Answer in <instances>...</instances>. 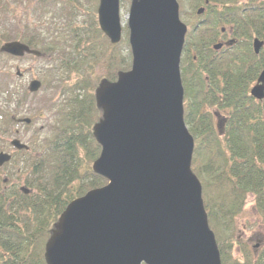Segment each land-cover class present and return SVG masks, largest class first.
Returning <instances> with one entry per match:
<instances>
[{
	"label": "trees",
	"instance_id": "obj_1",
	"mask_svg": "<svg viewBox=\"0 0 264 264\" xmlns=\"http://www.w3.org/2000/svg\"><path fill=\"white\" fill-rule=\"evenodd\" d=\"M121 1L128 4L129 0ZM177 1L180 18L190 20L188 11L198 18L189 21L180 60L183 118L194 140L191 169L201 183L221 263L264 264V245L255 253L236 232V217L247 195L255 193L259 200L264 184L263 169L255 162L258 152L264 150V99L257 101L249 95V87L264 69V0ZM6 3L9 5L8 0ZM96 3L98 0L92 5L94 11ZM200 6L204 11L198 15ZM6 8L9 10V6ZM44 10L42 15L48 11ZM64 27L66 37L61 39L46 32L45 37H38L45 29L39 23L19 35L32 47L44 42L40 56L16 58L0 52V94L6 96V105H0V135L15 122L13 114L21 113L19 92L11 90L17 76L2 71L11 60L43 59L39 66L45 79L58 80L60 95H69L63 105L55 107L58 111L53 127L48 129L50 134L44 142L32 143L37 153L14 150L10 163L3 165L15 163L18 152L28 155L23 168L29 169L23 182L28 193L9 179L3 182L0 178V264H45V242L68 202L107 182L91 169L100 152L91 128L101 116L94 97L100 79L94 75L93 63L106 61L108 80H115L119 70L129 69L127 35L116 44L110 43L95 15L86 29L71 24ZM221 27H230L235 41L215 51L210 45ZM255 37L263 41L257 54L252 48ZM47 53L56 55L47 60ZM65 74L75 78L66 79ZM53 104L48 110L54 108ZM215 111H226L228 115L222 136L215 123ZM258 207L264 217L260 200ZM235 250L238 257L233 256Z\"/></svg>",
	"mask_w": 264,
	"mask_h": 264
},
{
	"label": "water",
	"instance_id": "obj_2",
	"mask_svg": "<svg viewBox=\"0 0 264 264\" xmlns=\"http://www.w3.org/2000/svg\"><path fill=\"white\" fill-rule=\"evenodd\" d=\"M96 15L110 43H118L120 0H98ZM127 29L130 68L115 80L102 78L94 91L101 116L92 135L100 152L91 169L107 182L68 202L45 242V264H222L191 169L194 141L183 119L180 77L187 26L178 1L130 0ZM262 45L255 37L254 53ZM0 51L40 55L19 40ZM40 87L32 79L28 89ZM250 94L264 97V69ZM10 144L29 148L18 138ZM10 159L0 151V167Z\"/></svg>",
	"mask_w": 264,
	"mask_h": 264
},
{
	"label": "rangeland",
	"instance_id": "obj_3",
	"mask_svg": "<svg viewBox=\"0 0 264 264\" xmlns=\"http://www.w3.org/2000/svg\"><path fill=\"white\" fill-rule=\"evenodd\" d=\"M8 2L9 5L6 3V0L0 2V13L2 12L0 14V29H2L0 32V41L19 39V35H22L24 32L25 24L36 26L38 23L45 28L42 30V33L40 32L38 34V37H45L46 34H44V32H46L53 36L56 35L57 39H61V37H66L67 29H65L64 26L67 24L77 27L81 26V29H86L88 28L91 17L93 18L95 15L96 19V9L95 11L92 10V5L95 3V0H8ZM129 4L130 0L128 4L120 0L122 37L127 35V39ZM7 6H9V10L6 8ZM38 9H40V12H38ZM41 10L48 11L44 12L42 15ZM187 15H189L190 19L187 21L188 23L183 18L181 19L186 23L187 27H189V21L192 23L198 18H194V15L189 11ZM2 35L4 36L2 37ZM46 40H49V37L47 39L45 38V41ZM41 43L43 45L38 44L36 47L39 51H43L44 49L42 48L44 42ZM55 55L56 53H47L45 58L48 60L55 57ZM42 61L44 60H35L33 58L11 60L6 64L5 69L2 70L4 72L10 71V74L17 76L16 79L14 78L15 88L12 87L11 90L19 92L21 113L18 112L13 114L15 116V122L6 128L4 135H0V151L11 152L13 154L14 149L9 147V140L18 138L20 141L28 144V150L31 151L32 154H34V152L37 153V150L32 147V143L39 145L44 142L46 135L48 133L50 134L48 129L53 127L54 115L58 111V109H56L57 106L63 105L66 99L69 98V95H60L62 86L59 85L60 83L58 80L53 81L54 79L52 77L45 79L44 70L39 66ZM17 69L19 71L18 74ZM93 72L99 79L105 78L109 74L106 61L102 59L93 63ZM65 76L66 79L73 80L75 78L74 75L65 74ZM32 79H39L41 81V87L34 93H30L28 89L29 82ZM25 90L28 92L27 94L24 93ZM5 97V94L4 96L0 94V105L5 104ZM52 104L54 108L48 110ZM15 109L17 110L19 107L16 106ZM24 118H30V122H23L22 119ZM3 139L5 141H3ZM36 148H39V146H36ZM27 157L28 155L24 153H16L15 163L13 162L14 165L11 163L6 165V167H0V178H3L5 181L9 179L11 183H16L18 186L24 185L23 182L29 176V169H23ZM257 217V213L253 210V196L252 194H248L242 212L236 217V232L239 238L250 248L256 243L261 246L264 240V224H262ZM257 250L259 251V248ZM233 254V256L238 257L239 252L235 250Z\"/></svg>",
	"mask_w": 264,
	"mask_h": 264
},
{
	"label": "flooded vegetation",
	"instance_id": "obj_4",
	"mask_svg": "<svg viewBox=\"0 0 264 264\" xmlns=\"http://www.w3.org/2000/svg\"><path fill=\"white\" fill-rule=\"evenodd\" d=\"M34 27H35V25L32 26L31 24H25L24 32L22 33V35L26 32L25 31V28H27V29H30V28L33 29ZM216 33H217V37L215 38V40L210 45V47L213 50H215V51H221L225 47L232 46L233 42L235 41V38L231 34L232 32H231V28L230 27H221V28H219V30ZM18 40L22 41L21 39H18ZM5 41H7V40H5ZM3 42H4V40H3ZM22 42H24V41H22ZM24 43H26V42H24ZM26 44H28V43H26ZM218 44L220 46L218 48H215L214 46L215 45H218ZM27 55L37 56V55L31 54V53H29V54L28 53H25L23 56H27ZM23 56H13V57L21 58ZM16 58H15V60H16ZM214 115H215V123H216V126L219 129V133H221V136H222V134L224 133L225 124L227 123V119H228L227 112L224 111V112H221L220 113V112L215 111L214 112ZM257 135H258V133H257ZM261 138L264 139V134L261 136ZM255 162H256L257 168L259 166L262 167L263 172H264V150L258 152V155H256V157H255ZM252 196H253V210L255 211V213H257V215H258L257 218L260 220V222L262 224H264L263 214H261V211H260V209L258 207L259 200H260L261 204H264V184L262 186V194L259 196V200H258V197L255 195V193H252ZM262 245H264V240H263V244ZM252 248H253V251L256 253V252H258L257 249L260 248V245L258 243H256V244H254L252 246Z\"/></svg>",
	"mask_w": 264,
	"mask_h": 264
}]
</instances>
